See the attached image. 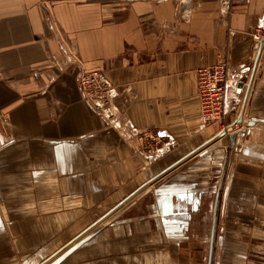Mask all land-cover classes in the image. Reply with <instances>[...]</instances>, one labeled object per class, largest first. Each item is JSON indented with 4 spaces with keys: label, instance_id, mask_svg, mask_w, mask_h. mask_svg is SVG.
Returning <instances> with one entry per match:
<instances>
[{
    "label": "crops",
    "instance_id": "obj_1",
    "mask_svg": "<svg viewBox=\"0 0 264 264\" xmlns=\"http://www.w3.org/2000/svg\"><path fill=\"white\" fill-rule=\"evenodd\" d=\"M122 1L0 0V264H209L217 194L212 264H264V0ZM228 49L253 84L227 130L196 70ZM95 69L114 125L79 88Z\"/></svg>",
    "mask_w": 264,
    "mask_h": 264
},
{
    "label": "built area",
    "instance_id": "obj_2",
    "mask_svg": "<svg viewBox=\"0 0 264 264\" xmlns=\"http://www.w3.org/2000/svg\"><path fill=\"white\" fill-rule=\"evenodd\" d=\"M254 39L258 41L256 46L259 49L264 46V23L258 28V33L254 35ZM223 57L214 66L201 65L196 70L201 118L205 123L224 121L226 118L229 86L246 94L250 92L252 86V80L247 81L244 79V76L249 73V68L243 67L240 71L232 74L229 69L230 60ZM79 83L86 102L101 115L107 117L110 123L114 125L119 115V109L114 104V100L119 94L117 87L110 82L103 71L98 69L83 70ZM149 139L155 145L148 153L151 158L159 156L168 146L160 140L161 138L156 132L150 134Z\"/></svg>",
    "mask_w": 264,
    "mask_h": 264
},
{
    "label": "rangeland",
    "instance_id": "obj_3",
    "mask_svg": "<svg viewBox=\"0 0 264 264\" xmlns=\"http://www.w3.org/2000/svg\"><path fill=\"white\" fill-rule=\"evenodd\" d=\"M103 1H106V0H103ZM120 2H119V5H123V4H125L126 2H124V1H122V0H119ZM152 2H155V3H157V2H160L161 0H151ZM163 1V0H162ZM176 2H178V4H179V7L180 6H183L184 7V9H190V7H189V5H190V2H192L193 3V1L192 0H175ZM108 3L110 4L111 2L110 1H108ZM182 17L184 18V16L182 15ZM51 22V24H50V31L52 32V35L54 36V34H56V32H58L59 33V35L61 36V34H60V32H62V30L61 29H59V27H57L56 25H55V23L53 22V21H50ZM258 33V29L257 30H255L254 31V33H252V40L254 41V48L256 47L257 48V40H255L254 39V35H256ZM231 53V49H228V50H225V51H223V52H220V53H218L217 54V58H216V62L214 63V64H212L213 66L214 65H216L217 63H218V61H219V59H221V57L222 56H224L223 58L224 59H229L230 60V53ZM249 68V70H248V72L250 73V70H251V66L250 67H248ZM98 70H100V69H98ZM101 71H103V70H101ZM81 72H82V70H80V72H79V75H78V82H79V78H80V75H81ZM104 72V71H103ZM105 74H106V72H104ZM247 74V75H245L244 76V79L245 80H247V81H253V78H252V76H251V78L249 77L250 76V74ZM106 76H107V78L109 79V77H108V75L106 74ZM110 80V79H109ZM110 82L116 87V85L110 80ZM252 84H253V82H252ZM81 86H80V83H79V88H80ZM252 87V86H251ZM80 90H81V88H80ZM250 92H251V89H250ZM250 92L248 93V94H250ZM82 93V92H81ZM243 94H245V93H243ZM247 94V95H248ZM82 96H83V94H82ZM83 98H84V96H83ZM84 100H85V98H84ZM86 101V100H85ZM116 105V104H115ZM119 112H120V110H119ZM103 116V115H102ZM104 117V116H103ZM105 119H107L108 121H109V119L107 118V117H104ZM226 119V118H225ZM224 119V121H216V122H220V123H222V126H223V128L224 129H229V124L227 123V120H225ZM109 123H110V121H109ZM229 125V126H228ZM228 131H226V130H224L223 131V133L225 134V133H227ZM148 143L147 142V140H144V141H142V143ZM148 146H147V149H146V152L147 153H150V150L151 149H153L154 148V143H152V145H153V147L151 148H149V143L147 144ZM157 157V156H156ZM153 158H155V157H153Z\"/></svg>",
    "mask_w": 264,
    "mask_h": 264
},
{
    "label": "water",
    "instance_id": "obj_4",
    "mask_svg": "<svg viewBox=\"0 0 264 264\" xmlns=\"http://www.w3.org/2000/svg\"><path fill=\"white\" fill-rule=\"evenodd\" d=\"M259 56H260V51H259L258 57ZM219 196L220 195L217 194L216 201H215V206H214L212 235H211V243H210V259H209V264H212L213 253H214V242H215V236H216L217 219H218V208H219Z\"/></svg>",
    "mask_w": 264,
    "mask_h": 264
},
{
    "label": "bare ground",
    "instance_id": "obj_5",
    "mask_svg": "<svg viewBox=\"0 0 264 264\" xmlns=\"http://www.w3.org/2000/svg\"><path fill=\"white\" fill-rule=\"evenodd\" d=\"M259 51L261 52V48L259 49Z\"/></svg>",
    "mask_w": 264,
    "mask_h": 264
}]
</instances>
